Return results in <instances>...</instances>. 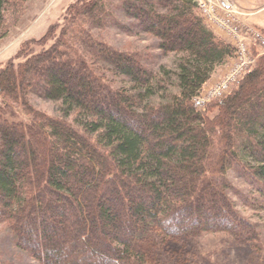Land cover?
Listing matches in <instances>:
<instances>
[{"label": "trees", "instance_id": "trees-1", "mask_svg": "<svg viewBox=\"0 0 264 264\" xmlns=\"http://www.w3.org/2000/svg\"><path fill=\"white\" fill-rule=\"evenodd\" d=\"M29 1L0 0V42ZM108 6L76 0L0 69V227L39 264H148L140 242L152 228L261 244L260 227L229 199L225 174L237 166L264 182V57L229 94L196 110L193 99L233 47L190 0H121L126 34L179 55L174 92L154 104L165 88L147 56L100 37L116 22ZM33 97L59 103L61 115L35 110Z\"/></svg>", "mask_w": 264, "mask_h": 264}, {"label": "rangeland", "instance_id": "rangeland-1", "mask_svg": "<svg viewBox=\"0 0 264 264\" xmlns=\"http://www.w3.org/2000/svg\"><path fill=\"white\" fill-rule=\"evenodd\" d=\"M231 1L245 18L250 12L258 11L261 14L259 17H264V12H260L264 0ZM75 2L76 0H30L24 6L19 22L0 42V69L10 61L15 62L24 43L40 39L51 26L59 24L66 9ZM120 2L121 0H109L107 9L116 22L107 24L100 37L116 50L137 51L147 56V66L153 72L155 82H159L157 87L165 88L164 92L157 90L150 97V102L156 104L161 96L167 97V94L174 92L171 83L174 82L173 73L176 71L179 55L162 54L156 48L157 42L144 33L131 30L137 34H126L121 28L129 27L131 20L122 14L120 8L117 9ZM246 23L250 24L247 21ZM217 37L219 38L218 35ZM257 56L264 57V48L259 49ZM228 69L229 66L216 69L206 85L217 84ZM165 70L169 72L168 75L163 74ZM114 82L119 87L131 86L119 76L114 77ZM31 105L46 115H61L59 103L33 97ZM225 186L236 212L260 227L261 244L255 247L237 246L228 237L220 234L173 238L164 236L152 228L149 236L140 242L148 264H264V182L253 181L244 169L235 166L227 170ZM0 264L39 263L18 250L12 243L9 232L0 227Z\"/></svg>", "mask_w": 264, "mask_h": 264}, {"label": "built area", "instance_id": "built-area-1", "mask_svg": "<svg viewBox=\"0 0 264 264\" xmlns=\"http://www.w3.org/2000/svg\"><path fill=\"white\" fill-rule=\"evenodd\" d=\"M204 24L228 39L234 47V59L228 71L212 86L193 99V106L202 110L206 104L229 94L243 75L255 64L259 49L264 48V34L246 24L231 0H190Z\"/></svg>", "mask_w": 264, "mask_h": 264}, {"label": "crops", "instance_id": "crops-1", "mask_svg": "<svg viewBox=\"0 0 264 264\" xmlns=\"http://www.w3.org/2000/svg\"><path fill=\"white\" fill-rule=\"evenodd\" d=\"M261 1V0H260ZM261 6H263L260 10V12H264V4H262ZM259 12V11H258ZM258 12L253 13L250 12L247 16H246V21L254 26V27H260V30L262 31V33L264 34V17L260 18L259 16L261 14H259ZM258 14V15H255ZM259 29V28H258ZM222 68V67H221Z\"/></svg>", "mask_w": 264, "mask_h": 264}]
</instances>
